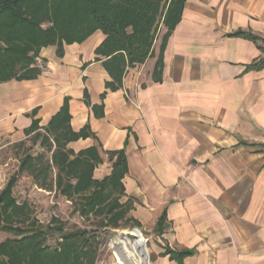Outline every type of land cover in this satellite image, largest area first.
Wrapping results in <instances>:
<instances>
[{
	"label": "crops",
	"instance_id": "obj_1",
	"mask_svg": "<svg viewBox=\"0 0 264 264\" xmlns=\"http://www.w3.org/2000/svg\"><path fill=\"white\" fill-rule=\"evenodd\" d=\"M239 29L264 37V0H186L161 73L165 26L121 83L98 52L101 30L61 53L43 47L36 77L0 82V191L11 177L2 156L30 138L49 148L51 163L58 142L71 157L96 150L100 180L124 151L121 200L149 237L142 233L145 245L135 233L134 255L119 242L121 264H264V68L248 69L264 53L230 35ZM41 158L32 157L34 167ZM21 165L19 174L30 170Z\"/></svg>",
	"mask_w": 264,
	"mask_h": 264
},
{
	"label": "trees",
	"instance_id": "obj_2",
	"mask_svg": "<svg viewBox=\"0 0 264 264\" xmlns=\"http://www.w3.org/2000/svg\"><path fill=\"white\" fill-rule=\"evenodd\" d=\"M185 3L186 0H0V82L36 77L41 70L35 65L43 47L57 45L61 53L65 43L82 42L101 30L106 39L98 52L110 56L107 68L114 82L121 83L127 64L143 63L153 54L158 32L165 26L157 62V73H161L166 44L182 19ZM230 35L253 40L264 53L263 36L243 29ZM263 68L264 56L248 65L249 70ZM65 113L67 105L60 115ZM60 115L52 120V130ZM43 141L51 144L47 134ZM100 160L94 149L71 157V152L58 142L52 163L36 168L32 156L27 155L20 171L30 169L36 182L42 177L40 184L49 186L48 175L55 166L60 194L78 197L77 208L83 215H104L107 224L102 221L103 225L118 227L119 219L131 208L121 201L127 157L124 151L118 152L112 173L101 180L94 177ZM18 174L19 171L13 173L0 191V231L14 234L0 241V264H95L100 248L97 230L38 226L30 204L18 203L14 196ZM51 232L56 236L55 246L48 242Z\"/></svg>",
	"mask_w": 264,
	"mask_h": 264
},
{
	"label": "rangeland",
	"instance_id": "obj_3",
	"mask_svg": "<svg viewBox=\"0 0 264 264\" xmlns=\"http://www.w3.org/2000/svg\"><path fill=\"white\" fill-rule=\"evenodd\" d=\"M38 154L44 156V158L39 159L36 164L41 165V168L50 161L51 154L48 147H43L40 144V140L35 142L34 138H30L13 144V146L2 156V159L4 160L10 158L9 166H7V179L12 173L19 171V167L27 155L37 158ZM55 176L56 170L53 169L48 175L49 186L44 188L40 184L42 177L38 178L37 182H39L36 184V179L31 170H25L19 174V179L14 188V195L18 201H27L30 204L32 216L37 219L38 226L44 228L47 226L62 225L66 231L75 228L97 230L100 240V248L95 264H115V258L112 254L113 248L111 247H113L112 245L116 246L119 242L121 245H125L122 244V240L125 238L121 232H133L137 235L143 233L145 237H149V233L142 229L139 222H137V220L131 215L132 203L121 200L122 203H129L131 208L126 211L124 217L119 219L118 227L103 225L102 221L107 224V219L104 215H83L77 208L78 197L68 198L56 190L53 185ZM3 236L13 237L14 234L11 232H4ZM55 237L56 236L53 232L49 234L48 242L52 246H55L56 244ZM142 237L143 235H141L138 240H142ZM154 243V238H150L149 247L152 248ZM128 247L130 253L134 255L129 244Z\"/></svg>",
	"mask_w": 264,
	"mask_h": 264
},
{
	"label": "built area",
	"instance_id": "obj_4",
	"mask_svg": "<svg viewBox=\"0 0 264 264\" xmlns=\"http://www.w3.org/2000/svg\"><path fill=\"white\" fill-rule=\"evenodd\" d=\"M37 64L40 66V67H42L43 68V65H42V63H41V59H40V57H37ZM142 234V233H141ZM143 235V234H142ZM126 239H124V240H122V244H125L126 246L129 244V246H131V248L132 249H134V244H133V239H131L130 237H128L127 235H126ZM143 240H144V243H145V245H146V240L144 239V236H143ZM124 245V246H125ZM136 245H138V243H136ZM113 247H111V248H113V253H114V255H115V259H116V261H115V264H121V262H120V260H119V258H121V256H122V254L121 253H119V251H118V248L115 246V245H112ZM118 253V254H117ZM119 255H120V257H119ZM124 257L122 256V261H124V262H126V259L124 258Z\"/></svg>",
	"mask_w": 264,
	"mask_h": 264
},
{
	"label": "water",
	"instance_id": "obj_5",
	"mask_svg": "<svg viewBox=\"0 0 264 264\" xmlns=\"http://www.w3.org/2000/svg\"><path fill=\"white\" fill-rule=\"evenodd\" d=\"M126 235L128 237H130L131 239H133V240L137 239V235L135 233H133V232H127Z\"/></svg>",
	"mask_w": 264,
	"mask_h": 264
},
{
	"label": "bare ground",
	"instance_id": "obj_6",
	"mask_svg": "<svg viewBox=\"0 0 264 264\" xmlns=\"http://www.w3.org/2000/svg\"><path fill=\"white\" fill-rule=\"evenodd\" d=\"M122 234V233H121ZM123 237L126 239L127 237H126V234H123ZM117 246V248H118V251H121L120 250V245L119 244H116ZM122 255L124 254V252L122 251V252H120Z\"/></svg>",
	"mask_w": 264,
	"mask_h": 264
}]
</instances>
